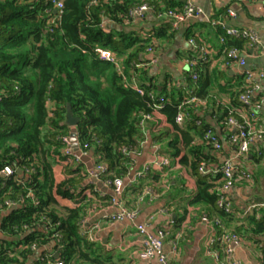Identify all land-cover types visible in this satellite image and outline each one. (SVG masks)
I'll return each mask as SVG.
<instances>
[{
  "label": "trees",
  "instance_id": "16d2710c",
  "mask_svg": "<svg viewBox=\"0 0 264 264\" xmlns=\"http://www.w3.org/2000/svg\"><path fill=\"white\" fill-rule=\"evenodd\" d=\"M145 1L155 11L182 5L181 0H63V10L58 15L48 0H0V167L9 164L24 173L30 165L34 169L22 181L16 179L17 173L0 178V230L7 237L0 242V264H24L32 252L18 250L19 244L35 241L40 247L50 240H55L63 264H113L100 246L81 234L79 221L85 213L84 206L67 208L63 215L53 208L51 166L60 150L59 137L69 131L65 122L68 109L78 118L79 140L88 142L98 161L105 162L111 174L117 176L129 171L130 156L124 155L121 148L139 149L144 135L139 112H149L150 105L162 98L159 111L177 127L174 117L182 98L179 88L172 86L168 91L163 86L159 90L141 81L139 87L144 93L139 94L129 82L131 78L147 76L145 68L131 64L140 59L151 37H142L125 25L130 22V10ZM168 28L161 24L150 34L167 40L172 34ZM217 29L224 33L220 27ZM224 43L227 48H241L246 40L227 36ZM97 47L118 54L123 74L98 57ZM199 79L194 82L203 86ZM194 92L200 93L199 89H192ZM191 116L198 119L192 112ZM194 120L186 121L211 147L205 132L212 128ZM192 153L190 165L197 176V191L190 203L204 204L219 216L229 215L215 204L220 175L200 174L198 164L208 157L199 148H192ZM156 178L157 175L153 177ZM74 181L62 180L56 185V193L71 197ZM28 191L33 192L36 203L26 195ZM6 198L22 201L3 213ZM24 224L29 227L27 232L22 230ZM252 224L249 237L253 238L264 231V221L253 219ZM55 233L60 237H54ZM31 264L44 263L39 257Z\"/></svg>",
  "mask_w": 264,
  "mask_h": 264
},
{
  "label": "crops",
  "instance_id": "0c3cea01",
  "mask_svg": "<svg viewBox=\"0 0 264 264\" xmlns=\"http://www.w3.org/2000/svg\"><path fill=\"white\" fill-rule=\"evenodd\" d=\"M190 1L202 9L203 15L189 19L177 30H171L168 23L157 19L154 9L148 10L144 19H135L125 24L127 30L142 37L161 24H167L168 32L172 33L167 40L156 39L154 52L141 54L143 61L155 60L145 68L147 76L131 78L129 82L139 86L141 81H146L159 90L165 86L168 91L174 83L178 84L179 87H174L180 89L181 100L184 97H195V100L188 104L192 115L212 128L222 143V148L215 150L205 145L197 129L190 127L187 121L177 124V127L173 126L167 121L166 115L158 110L154 119L145 122L142 128L144 135L139 145L140 153L130 155L127 166L131 175L156 154L169 158L170 164L136 179L132 185L129 184L126 174L121 175L125 184L123 201L127 207L135 206L145 186H150L154 192L153 196H144L139 203L135 223L127 220H103L104 216L114 212L116 207L112 206L106 197L110 194L109 188L86 175V171L91 169L98 159L93 147L89 148L82 163L64 164L58 156L59 152L52 159L53 208L63 215L67 208L84 206L85 226L100 223L99 228L93 232V242L100 246L113 264H159L155 259L144 260L139 257L141 236L137 233L134 225L136 223H147L152 232L166 228L168 232L164 240V250L170 258V264H217L208 252L209 238L217 229L211 223L200 221V216L207 211L210 215L219 214L214 210L211 212V208L204 204L190 203L197 191V176L193 174L190 165L193 158L192 148H199L202 154L207 155L206 161L210 167H218L224 159L229 158L238 169L250 174V180H238L224 192L232 203V211L229 215L220 217L227 228L240 229L238 232L244 236L242 245L235 253L241 264H263L258 244L261 243L264 247V231L253 238L249 235L253 219L264 221V137L255 139L247 153L237 155L236 146L228 142V135L233 129L224 123V114L229 107L240 106L238 94L245 84V71H264V62L261 61L264 56L245 43L241 49L247 58L246 65L241 66L236 62L226 65L227 45L219 41L221 32L213 27L208 19L223 17L227 26L253 29L264 48V1ZM183 2L184 0H181V4ZM227 8H231L235 14L225 15ZM190 37L208 46L207 62L193 65L188 63L187 60L191 61L196 55L188 43ZM193 71L198 73L203 86L191 79ZM192 89H199L200 93H192ZM246 112L249 125L254 131L264 126V82ZM156 175L158 178L153 179ZM66 178L75 180L71 197L56 193V185ZM136 183L140 186L132 188ZM5 238L4 234H0V240ZM174 240L178 246L177 253L172 248ZM55 245V240H50L40 246L24 264H31L44 252L58 257L59 252Z\"/></svg>",
  "mask_w": 264,
  "mask_h": 264
},
{
  "label": "built area",
  "instance_id": "2783aa9c",
  "mask_svg": "<svg viewBox=\"0 0 264 264\" xmlns=\"http://www.w3.org/2000/svg\"><path fill=\"white\" fill-rule=\"evenodd\" d=\"M55 12L59 15L63 10V0H48ZM264 1V0H263ZM153 9V6L149 2H142L139 5L133 7L129 12L130 20H142L144 19L146 12ZM155 11V10H154ZM235 13L231 8H227L225 15L233 16ZM203 15L201 8L194 6L190 0H184L179 7H162L160 10L155 11V16L169 24L171 30H177L180 26L191 18H198ZM209 23L213 27H220L223 29L224 33L219 36L220 42H225L227 36L237 37L246 40L248 46L253 50L259 51L264 56V48H262L258 34L251 28L246 27H230L225 24L223 17L210 18ZM105 22V21H104ZM103 22V27L105 31H108L107 26ZM151 37L150 44L145 48L144 53L154 52L157 46V40L151 36L150 33L146 34L145 37ZM189 45L194 49L196 55L192 57L191 61L187 60L190 65L195 63H204L208 61L209 48L206 44L198 42L194 37L188 38ZM95 51L98 57L106 62L113 64L116 70L123 74V64L122 59L118 56L116 52L111 49L104 47H97ZM226 65L231 62H236L241 66L246 65L247 58L244 51L241 48L232 46L226 50ZM141 56V55H140ZM155 60L143 61L140 57L138 61H133L132 66L134 68H146L150 63ZM191 79L196 81L198 79V73L192 72ZM264 82V71L246 70L245 71V84L242 91L238 94V100L240 106H231L227 109L226 116L224 117V123L231 127L233 131L228 135V142L236 146V154L242 155L248 152L250 144L257 138L264 137V126H260L258 130H253L249 125V118L247 117L246 110L250 107L253 102L254 95L262 89ZM133 88L138 91L139 94H143V88L130 84ZM175 87H179L178 84H173ZM150 97L153 98V93H149ZM159 102L150 105L151 109L149 112H139L137 116L139 117V123L144 126L145 122L155 118L156 112L162 107V98L158 99ZM195 100L194 96L189 98L184 97L179 105L178 111L174 117V121L177 124H182L186 120H194L191 116V111L189 105ZM161 101V102H160ZM51 115V114H50ZM196 124H200L201 120L195 119ZM206 143L209 144L213 149L220 150L222 148V143L220 142L218 136L213 132V130L208 129L205 132ZM61 143V148L59 150L58 156L61 157L64 164H78L82 163L84 157L87 155L90 148L88 142L82 143L78 138V132L76 126H69V131L59 137ZM96 142H99L96 139ZM121 152L124 155H138L140 153L138 147H122ZM170 164L169 158L162 156L161 154H156L153 159L143 164L140 170L135 171L130 175L128 171L126 175L129 177V184H134L138 179L147 175L153 170H161L165 166ZM26 168L24 173L19 167L13 168L9 164H5L0 167V178L5 179L9 176L17 173V180L22 181V179H27L29 173L33 172V167ZM20 169L21 172H18ZM198 171L202 175H220L219 185H217L216 192V206L218 209L223 210L226 213L232 211V203L226 198L224 192L230 189L236 181L238 180H250V174L245 170L238 169L232 162L231 159L227 158L222 161L218 167L208 166L206 160H201L198 164ZM92 180L101 182L105 187L109 188L110 194L108 196L109 203L116 207V210L104 216L103 220L106 222L127 220L135 223L136 218L139 213V203L143 200L146 195L153 196L154 192L150 186H145L143 192L137 199V203L134 207L129 208L124 204L123 194L125 190L124 178L123 176H117L111 174L108 166L105 162L95 160V164L91 169L86 171ZM22 178V179H21ZM134 182V183H133ZM27 196L33 199V202H37L32 191H28ZM20 201L6 198L3 201L2 211L7 212L11 208L18 205ZM171 220L168 221L170 223ZM200 221L204 223H211L217 232L209 238V248L208 252L211 257L215 260L217 264H241V260L236 257V250L242 245L244 241V236L236 230L227 228L222 222L220 216L218 215H208L207 213H202L200 216ZM86 217L83 216L79 221V228L81 234L85 236L88 240L93 241V232L97 230L100 223L95 222L94 224L86 227ZM137 233L141 236L140 248L138 255L141 259L150 260L155 259L159 264H170V258L164 250V240L167 236V230L165 227L157 229L152 232L148 229L147 223L134 224ZM28 225L24 224L22 226L23 231H28ZM41 228V227H40ZM42 229V228H41ZM22 231V232H23ZM25 232V233H26ZM24 233V234H25ZM0 234H4L0 230ZM6 236V235H4ZM54 237L59 238L60 235L55 233ZM7 238V237H6ZM12 239V238H11ZM2 240H0L1 242ZM173 251L177 253L178 246L176 241H172ZM261 250V259L264 264V253L263 246L261 243L258 244ZM39 245L33 241L30 244H19L18 250L29 249L32 253L37 251ZM42 260L44 264H63V260L58 257H54L52 253H41L38 258Z\"/></svg>",
  "mask_w": 264,
  "mask_h": 264
},
{
  "label": "water",
  "instance_id": "95a60500",
  "mask_svg": "<svg viewBox=\"0 0 264 264\" xmlns=\"http://www.w3.org/2000/svg\"><path fill=\"white\" fill-rule=\"evenodd\" d=\"M55 11V10H54ZM261 61L264 62V57L261 58ZM66 124L69 126H76L78 118L73 116L71 111L68 109L66 113ZM18 172H21L20 169H17Z\"/></svg>",
  "mask_w": 264,
  "mask_h": 264
}]
</instances>
